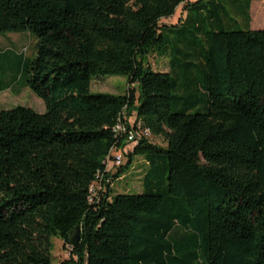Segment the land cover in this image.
I'll return each instance as SVG.
<instances>
[{
	"label": "trees",
	"instance_id": "trees-1",
	"mask_svg": "<svg viewBox=\"0 0 264 264\" xmlns=\"http://www.w3.org/2000/svg\"><path fill=\"white\" fill-rule=\"evenodd\" d=\"M254 1L0 0V34L36 36L26 86L46 105L0 113V264H54V238L70 252L60 264H264ZM154 55L169 71H154ZM102 69L127 76L128 93L92 94ZM134 113L167 146L127 151L148 165L145 192L115 194L128 166L114 174L106 161L127 147L114 129Z\"/></svg>",
	"mask_w": 264,
	"mask_h": 264
},
{
	"label": "rangeland",
	"instance_id": "rangeland-1",
	"mask_svg": "<svg viewBox=\"0 0 264 264\" xmlns=\"http://www.w3.org/2000/svg\"><path fill=\"white\" fill-rule=\"evenodd\" d=\"M184 10L183 6L177 10L174 18L164 20V25H174ZM252 24L251 29L255 31L264 30V0L254 1L251 7ZM37 39L30 32L0 34V83L2 92H0V113L3 111H12L18 107H25L34 110L39 114L46 113L45 103L38 98L27 86V66L35 60ZM149 64L154 71H169V62L166 58L158 55L150 56ZM129 78L127 76L117 75L111 70L102 69L97 71L91 85V92L94 95H126L129 90ZM137 114L130 117L131 123L136 121ZM151 143L166 147L165 140L161 137H153ZM125 169L123 176L115 181L113 189L115 194H143V179L146 175L148 165L142 157H134L129 162L126 155L123 161ZM114 170V174L118 173ZM54 264H60L69 259L70 252L65 249L64 243L59 238L53 240Z\"/></svg>",
	"mask_w": 264,
	"mask_h": 264
},
{
	"label": "built area",
	"instance_id": "built-area-1",
	"mask_svg": "<svg viewBox=\"0 0 264 264\" xmlns=\"http://www.w3.org/2000/svg\"><path fill=\"white\" fill-rule=\"evenodd\" d=\"M129 124L131 125L130 129L123 121H120L114 129V132L118 137H126L128 145L125 150L113 149L111 151L106 161L107 172H111L116 168L122 167L125 153L127 151L134 149V147H136L142 140H151L154 137L151 130L144 128L141 124L136 125L135 122L131 123V121H129ZM103 178L104 175L99 176V181L92 190L94 195H96L98 191L102 190Z\"/></svg>",
	"mask_w": 264,
	"mask_h": 264
},
{
	"label": "water",
	"instance_id": "water-1",
	"mask_svg": "<svg viewBox=\"0 0 264 264\" xmlns=\"http://www.w3.org/2000/svg\"><path fill=\"white\" fill-rule=\"evenodd\" d=\"M79 240H80V233L79 230H77L75 235H73L72 233L70 236V246L76 247L79 243Z\"/></svg>",
	"mask_w": 264,
	"mask_h": 264
},
{
	"label": "crops",
	"instance_id": "crops-1",
	"mask_svg": "<svg viewBox=\"0 0 264 264\" xmlns=\"http://www.w3.org/2000/svg\"><path fill=\"white\" fill-rule=\"evenodd\" d=\"M191 1H197V0H191Z\"/></svg>",
	"mask_w": 264,
	"mask_h": 264
}]
</instances>
